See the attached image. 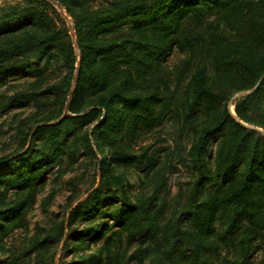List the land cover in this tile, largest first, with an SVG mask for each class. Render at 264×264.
<instances>
[{
	"label": "trees",
	"instance_id": "obj_1",
	"mask_svg": "<svg viewBox=\"0 0 264 264\" xmlns=\"http://www.w3.org/2000/svg\"><path fill=\"white\" fill-rule=\"evenodd\" d=\"M30 63L31 89L0 100V114L34 109L20 150L0 158V242L23 227L54 167L81 157L94 182L20 255L7 249V264H58L59 248L64 264H264V0L0 7V77ZM167 123L180 143L132 153L130 142ZM131 167L149 193H132Z\"/></svg>",
	"mask_w": 264,
	"mask_h": 264
},
{
	"label": "rangeland",
	"instance_id": "obj_2",
	"mask_svg": "<svg viewBox=\"0 0 264 264\" xmlns=\"http://www.w3.org/2000/svg\"><path fill=\"white\" fill-rule=\"evenodd\" d=\"M21 0H0V7H4L8 4H17ZM57 12L60 10L54 6ZM61 13V12H60ZM59 13V14H60ZM64 22H70L69 18L64 15L61 16ZM175 58L172 60L174 61ZM34 66L30 63L25 67L19 69L16 73L10 75L6 74L0 77V84L4 83L0 87V100L12 97L15 93L26 92L31 89L32 78L28 74V70ZM58 72H56L51 80L54 81L58 78ZM235 96L231 101L235 100ZM233 111V106L230 108ZM34 109L32 103L29 102L27 105L21 103L20 105L10 106V108L0 114V158L13 156L15 152L20 150V133L18 128H27L29 124L28 118L33 115ZM62 118V117H61ZM60 118V119H61ZM58 119L57 121H59ZM23 122H27V125ZM47 125H50L48 123ZM175 127L172 124H165L155 132L153 135H148L140 140L130 142V147L133 154H138L143 151L146 147L150 148L148 151H152L159 147L173 148V139L178 140L176 135ZM255 129L254 127H250ZM264 134V131H258ZM179 141V140H178ZM156 142V145H155ZM180 143V141H179ZM66 161L64 160V163ZM79 163L76 165H68L62 167L61 171L57 173L58 167H54L51 173L45 174L44 181L39 184L38 192L35 197L33 205L27 210L23 227L14 229L6 238L0 242V264H7L12 256L8 250L13 251L14 255H20L22 247L28 246L26 240L34 235L36 231L50 223V220L58 221L61 220L69 208L75 205V201L81 200L86 197L87 191L93 185V171L91 169L90 162L88 160H82L79 157ZM128 179L131 184V191L133 194L149 193L150 192V179L140 173L135 167L128 169ZM183 175V173H182ZM181 174L174 173L170 178L168 186L169 196L171 199L178 188V183L183 180ZM105 205H113L111 201H105ZM94 249V247H91ZM115 249V248H114ZM23 259V260H22ZM67 255H63L60 252V248L56 253V261L58 264H64L68 262ZM259 260V255L256 254L253 261ZM27 257L16 260L14 264H31ZM9 263V262H8Z\"/></svg>",
	"mask_w": 264,
	"mask_h": 264
},
{
	"label": "water",
	"instance_id": "obj_3",
	"mask_svg": "<svg viewBox=\"0 0 264 264\" xmlns=\"http://www.w3.org/2000/svg\"><path fill=\"white\" fill-rule=\"evenodd\" d=\"M56 6H57L58 9H60V7H59L58 5H56ZM69 31H70V34H71V36H72V41L75 43V36H74V32L72 31L71 27L69 28ZM243 95H246V93H240V94H237V95L235 96V98H239V97H241V96H243ZM66 114H67V109L64 110V113H63L62 118H63ZM58 122H59V121H56V122L50 123V125H53V124L58 123Z\"/></svg>",
	"mask_w": 264,
	"mask_h": 264
}]
</instances>
